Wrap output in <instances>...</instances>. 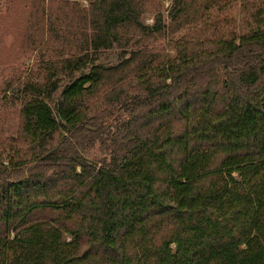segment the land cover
Wrapping results in <instances>:
<instances>
[{
    "label": "trees",
    "instance_id": "obj_1",
    "mask_svg": "<svg viewBox=\"0 0 264 264\" xmlns=\"http://www.w3.org/2000/svg\"><path fill=\"white\" fill-rule=\"evenodd\" d=\"M32 3L67 56L25 86L33 154L0 167V264H264V9L161 60L128 57L165 28L146 0Z\"/></svg>",
    "mask_w": 264,
    "mask_h": 264
},
{
    "label": "rangeland",
    "instance_id": "obj_2",
    "mask_svg": "<svg viewBox=\"0 0 264 264\" xmlns=\"http://www.w3.org/2000/svg\"><path fill=\"white\" fill-rule=\"evenodd\" d=\"M32 2L0 0V167L13 160L25 164V169V160L32 159L33 146L24 135L21 115L25 86L43 85L48 61L58 62L67 56V52L58 53V43L42 28L43 14ZM146 2L150 13L143 17L144 24L154 26L159 13L165 28L162 34L147 36L141 46L129 48L128 57L131 51L140 49L152 51L161 60L174 58L180 51L215 50L218 39H234L255 29L256 13L260 7L264 9V0H180L185 9L182 16L176 12L179 6L173 5V0ZM81 4L87 6L85 1ZM57 8L55 4L56 15ZM113 51L106 53L102 61L119 62L118 51ZM133 81H127L131 88ZM87 156L91 160L105 157L98 145Z\"/></svg>",
    "mask_w": 264,
    "mask_h": 264
}]
</instances>
